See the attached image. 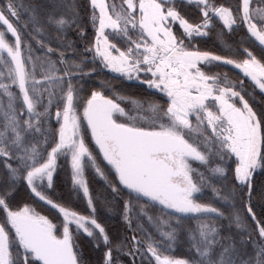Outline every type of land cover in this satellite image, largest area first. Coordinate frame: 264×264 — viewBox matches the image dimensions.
I'll use <instances>...</instances> for the list:
<instances>
[{"label": "snow or ice", "instance_id": "6c2138e0", "mask_svg": "<svg viewBox=\"0 0 264 264\" xmlns=\"http://www.w3.org/2000/svg\"><path fill=\"white\" fill-rule=\"evenodd\" d=\"M257 176L264 0H0V264H264Z\"/></svg>", "mask_w": 264, "mask_h": 264}, {"label": "trees", "instance_id": "16d2710c", "mask_svg": "<svg viewBox=\"0 0 264 264\" xmlns=\"http://www.w3.org/2000/svg\"><path fill=\"white\" fill-rule=\"evenodd\" d=\"M20 2L22 4H24V5H27L29 3L42 2V0H20ZM218 2H223V0H218ZM232 2L234 3L235 0H232ZM21 11L23 12V9H21ZM21 18L23 20L25 18V16L22 15ZM218 29H219V25H217V29L216 30H218ZM73 38H75V37H73ZM212 40L216 41V37L213 36ZM224 40L228 44H233L235 42V37L226 35ZM209 43H211V41ZM216 43H217V50H219V41H216ZM89 178L92 179V186L94 188H99L100 187V184L97 182V179L93 178L91 172H89ZM56 179H57V192L58 193L59 192H63L65 194H67L68 188L70 186V177H69L67 169L66 168L58 169V175H57ZM261 180H264V176H257L256 177L257 184H259V182ZM254 200L256 201V207L254 208V210L259 215L260 206H259L258 193H254ZM109 223L112 224L114 226V229H117V230L122 226V222H120L118 217H116V216H113V219L110 220ZM222 223L226 224L227 220L222 221ZM248 224L251 227V220L250 219L248 220ZM253 235L255 237V233ZM260 243H264V241H260ZM185 250H186V246L185 245H180V246L177 247L175 254L176 255H183L185 253ZM241 251L242 252H247L249 255H252L253 254V246H252V244L249 243L246 246H241ZM96 255H98V254H96ZM122 259L127 260V257H122Z\"/></svg>", "mask_w": 264, "mask_h": 264}]
</instances>
